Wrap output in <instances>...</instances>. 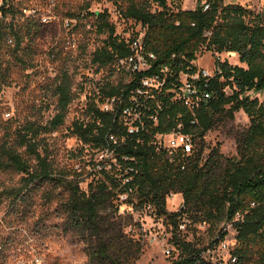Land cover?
Returning a JSON list of instances; mask_svg holds the SVG:
<instances>
[{"label":"trees","instance_id":"trees-1","mask_svg":"<svg viewBox=\"0 0 264 264\" xmlns=\"http://www.w3.org/2000/svg\"><path fill=\"white\" fill-rule=\"evenodd\" d=\"M180 1L126 0L120 8L124 19L139 24L143 50L155 60L146 71L129 72L126 85L101 87L98 101L86 104L87 122H73L71 133L84 146L107 152L116 162L109 164V171L98 172L101 176L89 183L87 192L55 173L39 153L38 137L63 124L74 100L67 76L55 88L57 114L52 121L46 126L26 122L14 139L0 146V172L25 175V189L38 182L64 187L69 198L62 207L72 227L98 237L99 248L92 257L98 264H135L140 254L139 244L127 241L107 214L114 191L131 199L134 210L151 207L176 230L183 216L198 219L199 224H231L236 233L234 264H264V100L248 95H264V12L226 5L223 0H198L194 9L186 10ZM152 4L156 10L150 9ZM90 15L96 20V33L106 36L91 63L102 67L127 59L130 43L138 35L121 39L106 12ZM203 51L213 56L233 53L245 67L216 58L214 75L207 80L211 97L191 111L173 91L180 86L181 74L196 73L194 62ZM151 78L162 83L158 90L143 86L142 80ZM112 98L116 99L113 111H103L100 106ZM129 107L142 123L134 132L122 122V111ZM240 110L250 126L238 140L239 159H224L217 151L204 158L205 135ZM172 133L190 137V154L158 146L157 136ZM172 194H180L183 204L168 213L166 198ZM224 236L225 232L220 238ZM174 246L178 255L170 264H211L202 258L204 250L192 243L177 240Z\"/></svg>","mask_w":264,"mask_h":264},{"label":"rangeland","instance_id":"rangeland-1","mask_svg":"<svg viewBox=\"0 0 264 264\" xmlns=\"http://www.w3.org/2000/svg\"><path fill=\"white\" fill-rule=\"evenodd\" d=\"M172 1L176 0L168 3ZM125 2L0 0V146L14 139L26 122L46 126L52 121L57 114L55 88L67 76L74 100L63 124L54 132L38 137L39 153L46 157L55 173L77 183L81 191L87 192L89 183L101 176L98 172L102 168L109 171V164L116 162L111 154L84 146L71 133V126L73 122H87L86 104L89 100L98 101L101 87L123 86L131 79L119 62L102 67L91 63L93 52L103 46L106 36L96 33V20L90 13L106 12L115 34L128 40L139 36L142 29L123 18L120 8ZM197 2L181 0V8L192 10ZM223 2L238 4L255 13L264 12V0ZM156 8L152 4L150 9ZM216 58L245 67L233 53L213 56L203 51L194 62L196 70L212 74ZM226 92L231 93L228 89ZM248 95L251 99L264 100L262 94ZM249 126L250 120L241 110L234 113L233 119L218 122L204 137V158L217 151L224 159L237 161L238 140ZM156 142L164 149L176 150L180 148V134L159 135ZM25 178V175L0 172V264H98L92 260L99 248L98 237L88 230L72 227L63 210L69 192L48 182L33 183L25 189ZM113 194V206L107 214L120 226L127 241L139 244L140 254L135 264H170L178 253L166 258L164 248L166 245L175 248L177 240L204 250L203 258L211 264H233L236 233L231 224L211 226L186 217L187 226L179 231L168 218L157 217L149 206L134 210L129 204L131 199L118 195V191ZM182 204V196L172 194L166 198V211L177 212ZM223 232L225 236L221 239Z\"/></svg>","mask_w":264,"mask_h":264},{"label":"built area","instance_id":"built-area-1","mask_svg":"<svg viewBox=\"0 0 264 264\" xmlns=\"http://www.w3.org/2000/svg\"><path fill=\"white\" fill-rule=\"evenodd\" d=\"M143 33L132 40L130 43L131 55L122 61H119L128 72L140 73L146 71L150 68L151 62L155 60V56L150 53H145L143 50ZM165 71H167L165 69ZM215 72V68H214ZM214 72L210 74L206 70L196 71L192 75L181 74L180 76V86H178L174 91L175 99L181 101L189 110L193 111L197 109L202 103L207 102L211 95L207 88V80L213 77ZM181 78H184L181 79ZM204 81V82H201ZM144 87L148 89L158 90L162 83H159L157 78L144 79L142 80ZM116 99H108L100 107L103 111L109 112L113 111ZM122 122L129 132H134L138 130V127L142 125L139 115L134 112L133 107L125 108L122 111ZM155 120V119H154ZM177 134V133H176ZM179 134V133H178ZM181 144L180 149L185 154H190L192 151L191 139L188 136H183L180 134ZM151 208V207H149ZM186 217L183 216L178 222V230L182 231L186 228ZM164 255L166 258L172 257L176 253V249L173 246L166 245L164 248ZM203 258V255H202ZM177 257L175 258V260ZM204 259V258H203ZM235 258L232 257V263H235Z\"/></svg>","mask_w":264,"mask_h":264}]
</instances>
